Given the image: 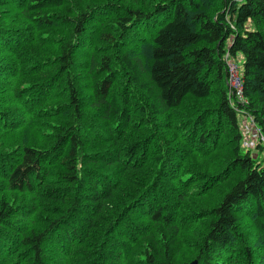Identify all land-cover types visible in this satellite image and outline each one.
<instances>
[{"label": "trees", "instance_id": "1", "mask_svg": "<svg viewBox=\"0 0 264 264\" xmlns=\"http://www.w3.org/2000/svg\"><path fill=\"white\" fill-rule=\"evenodd\" d=\"M204 1L152 0L141 9L112 0H0L14 14L0 20V58L5 52L14 95L25 104L16 118L0 116V125L22 116L31 117L28 127L40 118L49 128L44 145L24 143L0 166L2 188L26 196L18 202L0 194V264H124L139 253L136 264H213L235 240L246 243L245 264H253L264 236L247 243L240 224L264 234V162L242 148L238 112L251 114L264 133V0H212L208 10ZM64 3L66 13L47 9ZM15 14L32 25L14 26ZM59 23L67 26L53 38L55 51L49 35L34 43L32 29ZM139 28L148 31L145 59L127 47L146 41ZM77 50L93 53L87 103L73 76ZM226 54L240 60L245 103L228 88ZM184 101L190 112L174 109ZM212 116L215 132L229 133L224 164L196 180L179 177L178 151L189 159L197 154L190 145L204 153L219 141H208L213 129H201ZM215 183L212 205L186 210L189 197H204ZM202 216L208 219L194 258L175 260L178 232ZM258 255L254 264H264Z\"/></svg>", "mask_w": 264, "mask_h": 264}, {"label": "rangeland", "instance_id": "2", "mask_svg": "<svg viewBox=\"0 0 264 264\" xmlns=\"http://www.w3.org/2000/svg\"><path fill=\"white\" fill-rule=\"evenodd\" d=\"M92 1H98V0H92ZM116 5L120 8L128 6V7H138L141 9H147L151 7L152 0H112ZM215 1V0H214ZM65 5L64 3L62 6L58 7H50L47 8L48 11L51 10V12H58V13H66ZM70 5L73 7V4L70 3ZM202 8L204 9H211L213 6L212 0H205L201 3ZM11 12H8L4 8L0 7V20L7 19V21H11L10 18H7L8 16H12L14 14H10ZM112 19L105 20V22L98 25V22L92 23L91 27H97L99 28L102 24L107 23ZM12 23L14 26L18 27H24L32 25V22L30 24H27L24 18H21L18 14H15V18L12 20ZM250 25L251 23L248 22ZM67 25L63 23L56 24L55 26L51 28H47L46 26L38 28L34 31L32 29V34L34 36V43L38 44L39 40V34L42 35H49L51 36V40L53 41V46L51 47V51L56 50L54 37L58 35H62L65 32V28ZM139 37L144 38L146 41L144 42H131L127 44V47L134 49L139 55H141V58L146 57L148 52L149 43L148 40V31H144L139 28L137 29L136 33ZM124 49V48H123ZM1 51V50H0ZM77 54L75 56V67H74V78L77 80L78 87L80 89L81 96L85 99V102L87 103L88 95H89V72H88V62L92 59L93 53L86 54L85 50H77ZM2 56L0 58V116H6L12 118H16L18 113H22L25 108V104L18 101L14 95V92L16 90V84H15V73L10 68H6L7 64L3 65L6 60H4L2 57L5 55V52H1ZM92 56V57H91ZM238 61V62H237ZM235 63L239 64L240 60L238 59ZM146 63V62H145ZM3 66V67H2ZM50 69V68H49ZM44 68V72L39 73L40 77H42L44 80H46L50 76V70ZM40 81L41 88L45 87V81ZM119 78H117V82H119ZM121 87H123L122 83L120 84ZM58 95V93H56ZM190 101V100H189ZM60 102V98L58 96L53 97L52 104L55 105V103ZM192 102V101H191ZM201 104H208L207 101H198ZM188 101H184L182 105L175 107L174 109H178L179 111L185 113L190 112V108H188ZM90 106L87 105V109H89ZM214 117H208L204 118L201 129H213V132L210 134V137L208 138V141H219L216 143V145H213V148L209 151H205V148H201L200 145H190L194 151L197 152L196 155H194L192 158L187 159L186 156L183 154V152L178 151L177 153L180 154L183 157V161L181 163V172L178 171L177 175L180 177H188L191 175V179L196 180L197 177H204L205 175L214 174L219 168L221 169L223 163V156L225 152L229 148V143L225 141L227 138V135L229 133L226 131L224 133L215 132L218 130V127L213 124ZM24 118L20 116L17 121L13 122L14 126L11 127L6 124L0 125V166H2L3 161H7L12 157V155L15 153V150H17L22 144H34L38 146L44 145V136L48 132V123L45 120H41L40 118L35 123V126H29L28 123L30 122L31 117L28 118L27 121L23 120ZM253 116L249 113H243L238 112V128L241 133V146L242 148L249 149L250 153L258 159V161L264 162V133H262L263 138H259L258 135H255V131L259 132L260 126L256 123ZM222 126H225V128H228V125L223 122ZM150 128V127H149ZM151 129V128H150ZM217 129V130H216ZM220 129V128H219ZM256 129V130H255ZM261 129V128H260ZM249 131V132H248ZM106 132H108L106 130ZM88 135H92V132H86ZM139 134L142 133V130L138 132ZM148 133V132H146ZM184 133L182 136H187L190 134V130L183 131ZM217 137V138H216ZM257 137V138H256ZM141 138V137H140ZM143 138V137H142ZM247 142H246V141ZM253 140V141H252ZM257 140V142H256ZM194 142H196L194 140ZM211 143V142H210ZM220 143V144H218ZM247 143V144H246ZM256 146H255V145ZM254 146V147H253ZM154 147V145H153ZM207 147H210L208 144ZM155 148V147H154ZM217 148V149H215ZM141 152L139 151L137 154V157H139ZM149 163L153 164V162H150L154 159V149H149L147 155ZM137 157L134 159L136 160ZM8 165L5 163V166ZM145 165L148 168V165L145 163ZM153 169L157 170V164H155ZM197 168L198 170L194 171L193 169ZM155 170H151L150 173L155 172ZM199 175V176H198ZM230 175V174H229ZM232 175V174H231ZM228 178V177H227ZM230 178V177H229ZM224 182V181H223ZM203 182H194L191 184V186H188V189H192V191H195V188ZM2 180L0 178V194L3 195H9L12 197L13 200L23 202L24 197L26 199L25 194H20L18 192H10L8 190H5L2 188ZM213 191H208L209 193L204 194V197H189L186 205L189 209H194L196 206H202L207 207L214 203V198L217 197V193L219 191L218 186H221L219 183H215L211 185ZM188 193H191V191H188ZM25 202V201H24ZM44 210H41V213L44 214ZM28 217V216H27ZM208 218L205 216H202L199 218V222H188L185 226H183L182 229L178 232L176 236L177 243L176 245V254L174 255L175 260L177 261H191L194 258V255L197 251V245H198V239L202 234L205 232L204 224L207 221ZM26 220H29V217L26 218ZM240 228L246 235V241H248L251 244H257L258 240L264 236V234H258L255 232H252L251 225L247 220L242 221L240 224ZM257 234V235H256ZM259 240V243L261 242V247L255 248L254 251H252L253 254V260L251 261L254 264V259H261L259 257V252L264 253V240ZM180 241V242H178ZM257 241V242H256ZM246 243L234 241L232 243V250L227 251L224 254H218L215 255V260L213 264H245V249L242 248V245H245ZM251 252V251H250ZM140 257V253L134 256H129L128 258L122 259L124 264H136V257ZM121 258V257H120ZM116 259H119L116 258ZM120 260V259H119ZM82 262L79 260H76L75 264H79ZM119 264H122L121 262Z\"/></svg>", "mask_w": 264, "mask_h": 264}, {"label": "built area", "instance_id": "3", "mask_svg": "<svg viewBox=\"0 0 264 264\" xmlns=\"http://www.w3.org/2000/svg\"><path fill=\"white\" fill-rule=\"evenodd\" d=\"M225 61L227 66L228 88L232 93L234 101L239 103H245L246 99L242 93V79H241L240 65L236 64L232 59H230L227 54L225 55ZM262 133L263 132L260 128H259V132L255 131V135L259 134L258 135L259 138H263Z\"/></svg>", "mask_w": 264, "mask_h": 264}, {"label": "water", "instance_id": "4", "mask_svg": "<svg viewBox=\"0 0 264 264\" xmlns=\"http://www.w3.org/2000/svg\"><path fill=\"white\" fill-rule=\"evenodd\" d=\"M189 264H195V261L190 262Z\"/></svg>", "mask_w": 264, "mask_h": 264}, {"label": "bare ground", "instance_id": "5", "mask_svg": "<svg viewBox=\"0 0 264 264\" xmlns=\"http://www.w3.org/2000/svg\"><path fill=\"white\" fill-rule=\"evenodd\" d=\"M249 132V131H248ZM257 138V137H256ZM246 141V140H245ZM253 141V140H252ZM247 142V141H246ZM256 142H257V140H256ZM247 144V143H246ZM255 145V144H254ZM256 146V145H255ZM254 147V146H253Z\"/></svg>", "mask_w": 264, "mask_h": 264}]
</instances>
